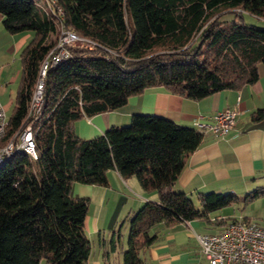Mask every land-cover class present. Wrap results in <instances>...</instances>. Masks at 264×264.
I'll use <instances>...</instances> for the list:
<instances>
[{
	"label": "trees",
	"instance_id": "16d2710c",
	"mask_svg": "<svg viewBox=\"0 0 264 264\" xmlns=\"http://www.w3.org/2000/svg\"><path fill=\"white\" fill-rule=\"evenodd\" d=\"M0 15L9 33L33 32L20 53V80L0 145L24 124L60 27L89 40L69 45V56L47 67L34 122L37 157L20 151L0 165V264H88L89 198L72 195V188L107 186L110 169L124 179L135 176L144 191L158 195L127 216L122 264H148L139 252L157 240V224L210 221L211 212L239 201L210 191L197 196V207L173 188L202 143L204 133L194 127L134 113L127 124L82 138L75 122L115 110L147 87L201 99L256 82L264 64V0H0ZM250 117L264 119V107ZM260 194L264 186L240 201Z\"/></svg>",
	"mask_w": 264,
	"mask_h": 264
},
{
	"label": "crops",
	"instance_id": "0c3cea01",
	"mask_svg": "<svg viewBox=\"0 0 264 264\" xmlns=\"http://www.w3.org/2000/svg\"><path fill=\"white\" fill-rule=\"evenodd\" d=\"M32 37L33 32L9 33L3 27L0 15V96L10 84L15 85L17 81L19 84L20 53ZM258 72L259 78L252 84L238 90H221L201 99L174 94L162 86L147 87L140 94L130 96L123 106L115 110L77 120L75 131L82 138H93L111 126L129 123L134 113L159 115L193 127L198 114L207 117L226 107L235 109L238 115L234 127L219 138L209 132L204 133L200 146L187 156L173 188L189 195L197 207H200L197 196L210 191L232 193L240 201L264 186V119L253 121L250 117L252 111L264 107V64L258 65ZM107 177V186L74 183L75 194L85 195L92 191L94 195V192L103 190L102 198H105L107 192H114L123 197L124 207L128 204L125 209L129 213L147 200L158 199L156 191H144L135 176L124 179L116 169H110ZM220 216L227 218L229 214L210 215V221H207L213 232L223 227L214 221ZM204 221L192 219L171 226L157 224L152 228V232L158 234L157 240L141 249L139 256L148 264H208L196 239V234L206 233L208 229ZM98 222V217L93 214L92 218L87 216L85 220L86 231L97 236V246L89 250L88 264H122L126 244L121 243L119 249H111L113 227L105 230V226L101 225V228Z\"/></svg>",
	"mask_w": 264,
	"mask_h": 264
},
{
	"label": "built area",
	"instance_id": "2783aa9c",
	"mask_svg": "<svg viewBox=\"0 0 264 264\" xmlns=\"http://www.w3.org/2000/svg\"><path fill=\"white\" fill-rule=\"evenodd\" d=\"M75 43L89 44V40L61 26L54 47L41 64L24 124L5 144L0 145V165L20 151L33 159L37 157L34 122L39 119L43 107V79L47 67L67 58L68 46ZM237 115L238 111L229 107L207 117L198 114L193 127L203 133L209 132L215 138L223 137L234 127ZM7 123L5 107L0 102V139L5 134ZM221 219L224 217L214 218V221ZM196 239L208 264H264V220L234 218L225 223L220 231L196 234Z\"/></svg>",
	"mask_w": 264,
	"mask_h": 264
},
{
	"label": "rangeland",
	"instance_id": "374dc122",
	"mask_svg": "<svg viewBox=\"0 0 264 264\" xmlns=\"http://www.w3.org/2000/svg\"><path fill=\"white\" fill-rule=\"evenodd\" d=\"M40 1L42 2L43 0ZM17 86H18V81L17 83H15V85L10 84L9 89L0 96V101L3 103V105L6 104L4 107H5L7 119L10 118L13 111V107H14L13 102L15 99ZM10 99L11 101H9ZM100 189L103 188L100 187ZM100 191L97 193L94 192V195H92V191L84 195L89 198L87 216L92 218V214H93L96 217H98L99 219L98 223L100 227L101 225L105 226L104 227L105 230L107 228L113 227L111 231H114L115 234H117L116 237H118L119 241L117 242L116 247L117 249H119L120 244L121 243L126 244V240H127V234H128L127 216L130 213L127 211L128 209L125 208H127L128 204H126V206L124 207L123 197L117 195L114 192H107L106 197L102 198L103 190ZM72 195L78 196L77 194H75L74 188H72ZM127 200L128 199L125 198V201ZM216 214H229L230 219L247 217L255 221H260L261 218H264V195L260 194L254 198L252 197L248 199V201L234 202L233 204L227 205L219 210H215L210 213L211 216H215ZM206 222L207 221L203 222V224L208 228L206 233H211V232L214 233L213 227L211 226L209 227L210 223L209 222L206 223ZM87 232L90 241V249L92 251V246L94 247L97 246L96 244L97 236L95 237V235H92V232L90 231Z\"/></svg>",
	"mask_w": 264,
	"mask_h": 264
}]
</instances>
